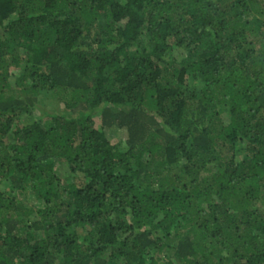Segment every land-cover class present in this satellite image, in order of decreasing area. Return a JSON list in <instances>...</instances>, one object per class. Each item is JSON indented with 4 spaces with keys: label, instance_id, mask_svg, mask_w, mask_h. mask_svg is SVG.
Wrapping results in <instances>:
<instances>
[{
    "label": "trees",
    "instance_id": "trees-1",
    "mask_svg": "<svg viewBox=\"0 0 264 264\" xmlns=\"http://www.w3.org/2000/svg\"><path fill=\"white\" fill-rule=\"evenodd\" d=\"M0 264H264V0H0Z\"/></svg>",
    "mask_w": 264,
    "mask_h": 264
},
{
    "label": "rangeland",
    "instance_id": "rangeland-1",
    "mask_svg": "<svg viewBox=\"0 0 264 264\" xmlns=\"http://www.w3.org/2000/svg\"><path fill=\"white\" fill-rule=\"evenodd\" d=\"M48 106L45 105L44 109L48 110ZM52 107L48 113H52ZM108 138L111 140L114 144L117 143H123L126 140V132L124 130H119L116 128H112L108 131ZM56 172L59 175V177L62 178V180H66L68 175H70V170L68 166L65 164V162L57 163L56 165ZM66 182V181H64Z\"/></svg>",
    "mask_w": 264,
    "mask_h": 264
}]
</instances>
